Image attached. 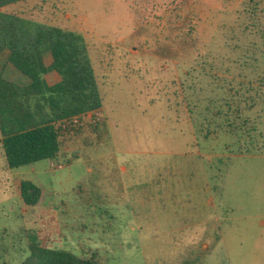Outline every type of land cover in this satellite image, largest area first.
<instances>
[{
	"label": "rangeland",
	"instance_id": "1",
	"mask_svg": "<svg viewBox=\"0 0 264 264\" xmlns=\"http://www.w3.org/2000/svg\"><path fill=\"white\" fill-rule=\"evenodd\" d=\"M6 10L84 37L106 132L14 170L0 144V264H23L34 236L103 264H264V0H28ZM252 46L258 73L245 64ZM0 72L13 78L6 53ZM180 175L215 203L187 230L189 212L163 207L162 187ZM21 180L41 189L35 207L23 205Z\"/></svg>",
	"mask_w": 264,
	"mask_h": 264
},
{
	"label": "trees",
	"instance_id": "2",
	"mask_svg": "<svg viewBox=\"0 0 264 264\" xmlns=\"http://www.w3.org/2000/svg\"><path fill=\"white\" fill-rule=\"evenodd\" d=\"M27 1L0 0V57L8 53V65L29 80L27 85L19 84L0 72V144L10 170L53 160L64 142L75 138L85 142L98 131L106 132L103 100L84 37L23 11L6 10ZM258 33L263 34L264 47V29ZM252 47L246 58L251 63L245 64L258 73V48ZM46 53L52 56L49 66L44 61ZM50 72L58 73L61 81L49 85L46 75ZM263 75L257 79L264 80ZM19 193L25 207H35L42 199L41 189L28 180L20 181ZM38 238L32 237L30 255L23 264H103L97 253L79 257L51 249Z\"/></svg>",
	"mask_w": 264,
	"mask_h": 264
},
{
	"label": "crops",
	"instance_id": "3",
	"mask_svg": "<svg viewBox=\"0 0 264 264\" xmlns=\"http://www.w3.org/2000/svg\"><path fill=\"white\" fill-rule=\"evenodd\" d=\"M6 56H8V53H6ZM44 61L45 64L46 62H48V65L46 64V66L51 65L52 59H50L49 53H46L44 55ZM8 66L11 75H13L12 76L13 78L10 79L11 81L23 85L29 84L28 79L23 78L10 65ZM46 80L49 85H54L60 82L61 78L58 75V73L50 72L49 74L46 75ZM76 139L78 141L77 144H79V147L82 148L83 146L81 144L82 143L84 144L85 142L83 141V139L81 140L80 138H75L71 140L69 144L73 143V141ZM162 188L164 189V195L162 197L164 200H166V204H164L163 207H165V205L166 206L170 205L171 207L182 209L184 213L185 212L190 213L189 219L192 221V223L190 222V220L184 222L183 226L181 227L183 229L181 230L194 228L195 222L193 220V217L195 216L199 217L201 211L203 210L211 211V209L213 210V208L215 207L214 200L210 194V188L207 187L202 188V186L199 184V181H197V183L195 184V180H193L192 176H187V175L171 176L168 179V185L166 184ZM199 246H200L199 249L204 252H207L210 249L209 245H207L205 242L203 243L200 242Z\"/></svg>",
	"mask_w": 264,
	"mask_h": 264
}]
</instances>
